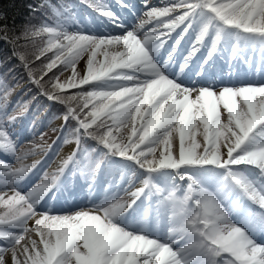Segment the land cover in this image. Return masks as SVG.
Returning <instances> with one entry per match:
<instances>
[{
    "label": "snow or ice",
    "instance_id": "snow-or-ice-1",
    "mask_svg": "<svg viewBox=\"0 0 264 264\" xmlns=\"http://www.w3.org/2000/svg\"><path fill=\"white\" fill-rule=\"evenodd\" d=\"M117 2L127 7L124 0ZM143 2L147 11L123 35L98 38L47 25L38 29L50 36L48 46L36 54L37 60L43 57L47 61H42L38 74L24 55L18 58L41 94L66 106L63 119L65 123L76 122L73 136L77 145L88 137L107 150L96 168L105 158L120 157L148 176L140 186L129 182V200L115 199L107 206L67 215L37 211L40 198L69 164L76 163L78 148L61 161L52 179H45L28 193L14 186L11 195L0 193V202L10 209L0 224L19 230H0V239L7 245L0 248V264H5L9 251L12 264H264V244L232 221L220 193L199 186L186 172L179 171L189 166L225 169L226 179L239 194L264 209V185L232 170L234 166H252L264 176V146L241 151L250 135L264 128V84L183 87L165 76L153 60L154 50L162 47L177 28L181 29L175 40L179 45L199 21V31L181 70L199 51L210 29L215 30V36L205 63L223 39L235 37L233 52L241 41L259 48L260 66H264V0H168L161 7ZM93 7L101 15L117 19L104 3H94ZM24 35L27 38L29 33ZM85 54L81 72L76 65ZM58 65L70 69L63 81L52 71ZM49 73V86L45 87L42 81ZM110 80L118 83L107 84ZM93 81L98 83H90ZM102 82L107 86L99 87ZM84 85L93 86L92 90L84 89ZM76 88L80 91H60ZM13 90L0 79V140L8 141L0 148H12L5 117L7 122L16 117L4 113ZM221 109L226 117L222 118ZM125 126L129 128L127 136L120 132ZM198 136L202 139L197 140ZM30 152L21 153L18 159L23 160ZM3 167L17 180L34 165L12 170L5 163ZM163 169L176 170L180 180L190 181L182 195L176 194L175 187L166 190L152 183L151 174ZM146 192L159 193L164 209H172L167 240L128 231L116 222ZM29 220L34 221L31 227Z\"/></svg>",
    "mask_w": 264,
    "mask_h": 264
},
{
    "label": "trees",
    "instance_id": "trees-1",
    "mask_svg": "<svg viewBox=\"0 0 264 264\" xmlns=\"http://www.w3.org/2000/svg\"><path fill=\"white\" fill-rule=\"evenodd\" d=\"M53 2L54 5L60 6L55 0H0V77L4 81L7 80H29L28 89L33 92H39L43 98H47L41 94V89L35 85L29 78L28 69L24 63L18 58L24 55L33 70L38 74L39 69L43 66L42 59L37 60L36 54L43 48L49 40L47 33H39L37 30L45 25H38L37 22L46 19L47 26L52 27L55 23L54 17L45 16L48 10V3ZM37 26V27H36ZM36 31L37 34L32 35ZM25 32L29 35L26 38ZM51 56L52 53H47ZM47 61L44 60L43 63ZM64 67L61 68V70ZM57 68L52 71L58 73ZM60 70V71H61ZM52 73L48 74L42 81L45 87H48V80ZM61 92L69 90L62 89ZM59 110L65 112L66 106L59 102L53 101ZM76 123L75 121H71ZM73 127V126H72Z\"/></svg>",
    "mask_w": 264,
    "mask_h": 264
},
{
    "label": "rangeland",
    "instance_id": "rangeland-1",
    "mask_svg": "<svg viewBox=\"0 0 264 264\" xmlns=\"http://www.w3.org/2000/svg\"><path fill=\"white\" fill-rule=\"evenodd\" d=\"M156 1H157V0H148V2L151 3L153 6H154V5H159V3H156ZM140 2L144 3L143 0H140ZM139 11H140V10H139ZM119 12H120V14H122L121 10H119ZM108 20H109V22H111L110 18H109ZM112 22L115 23V21H113V20H112ZM80 23H81V22H80ZM67 24H68V22L64 23V26L67 25ZM135 26H136V25H135ZM197 27L200 28V22H198ZM109 28H110V30L112 31V33H110L109 36H119V35H123V34L126 33V32H124V33H122V34H116V33L113 31V30H114L113 27H108V30H109ZM60 31H67V32H69V33H73L72 30H71L70 28H67V27H65L64 29H61ZM75 33H79V31H76ZM109 36H108V37H109ZM41 59H42V61H44V60H43V57H42ZM61 71L63 72V74L61 75V72H60L58 75L60 76V80L63 81L66 77H68V76L70 75V69H65V68H63ZM50 74H51V73H50ZM113 83H118V81H112V82H110L109 84H113ZM22 85H24V84H21V85L18 86V87H14L13 92L11 93V95H10L9 98H8V101H7V107H6V110H5L4 115L15 116L16 118L19 116V109H20V105H21V103H20L19 100L16 101V100L13 99V98H14L15 95L20 94V92H21L20 88L22 87ZM78 91H80V90L69 89V91H68L67 93H68V94H71V93L78 92ZM12 101H13V102H12ZM221 112H222V118H223V117H226V112H225V110L221 109ZM16 118H15V119H16ZM5 119L7 120V117H5ZM6 120H5V124H6V127H7V131H10V130H9V129H10L9 127H10V124H11L13 121H9V122H7ZM49 126H50V125H49ZM49 126H46V128L44 129V131L41 132L40 134L38 133V135H37L38 138L30 137V138L25 139L24 142L22 143V145H21L20 147L17 148V154H16L15 156H12L9 152H7V151H8V147H2V148H0V155H2V156H4V157L8 158V159L6 160L8 163H6V164H8L9 167H10L12 170H15V169L20 168L22 165H24V163H26L29 154L34 153V152H37V151L39 152L40 149H41L42 147L45 146V144H46V142H47V139H48L47 137H51V134H49L48 136L46 135L47 132H48V130H50ZM51 126H52V125H51ZM18 129H20V126H18ZM32 129H34V127H30V128L28 129V133H29V134H32V133H31V130H32ZM35 129H36V128H35ZM120 132H121L123 135H127L128 132H129V128H128L127 126L122 127V128L120 129ZM35 136H36V135H35ZM71 138H75V137H71ZM2 142H3V144L0 143V145H6V144L8 143L7 141H2ZM82 143H83V142L80 143V149H81V147H82ZM67 144H72V143H67ZM67 144H62V145L59 147V149H60L63 145H67ZM32 147L34 148V150H33L31 153H29V154L27 155V157H25L23 160L18 159V157H19V155H20L21 153L27 151L28 149H30V148H32ZM59 149H58V151H59ZM58 151H57L56 154L53 156L52 161L50 162V164L54 162V158H55V156L57 155ZM80 151H82V150H80ZM82 153H83V159H84V160L79 159V158L76 156V159H77V161H78V164H77V165L79 166V175L82 176V177H85V175H89V177H90V176H91V174H89V173H90V168H91L92 164H93L95 161H97V160L101 157L102 152H96V153H95V149H94V148L85 147V148H84V151H82ZM28 161H29V160H28ZM27 164H28V163H27ZM3 165H4V164H0V174H5V175H7L8 177H11V173H10L9 171L5 170L4 167H3ZM92 169H93V168H92ZM233 171H236V172L241 173V172H240L241 169H233ZM124 174H128V175H130L129 173H126L125 171L121 172L120 175H119V178H118L119 181H121V180L124 178ZM5 175H4V176H5ZM202 179H203V180H206V179H207L206 175H205L204 177H202ZM11 180L13 181L12 177H11ZM38 182H39V180H38ZM7 184H8V187H9V188H12V183H7ZM116 189H117V188L114 187V188L112 189V191H114V190H116ZM106 192H107V191H104L103 194L105 195ZM115 192H117V190H116ZM112 196H113V194H112ZM118 198H120V199L122 198V199L125 200V197H124L123 194L121 193V190L118 192ZM102 202H103V204H104V202H106V204H104V205L102 204V205H103V206H107L108 204L112 203L113 201H102ZM100 206H101V205H99L98 207H100ZM53 207H54V205L51 204V205H50V208H52V210L49 211L48 214H52V215H61L60 212H59V211L56 212V211L53 209ZM82 209L87 210V209H85V208H82ZM82 209H79V211L82 210ZM73 213H74L73 211H69V212H66V213H64V214H62V215L73 214ZM135 225H136L135 223H132L131 221H127L126 223L122 224V227H124V228L127 229L128 231H131V232H134V233H135V230H134V226H135ZM6 226L10 227L9 225L0 224V228H7ZM28 226H29V225H28ZM29 227H31V226H29ZM153 228L156 229V225H153ZM4 230H7V229H4ZM137 233H140V232H137ZM144 234H146V235L152 237V235L149 234V233L144 232ZM34 238H36V237H34ZM6 246H7V245L4 243L3 245L0 246V248H2V247H6ZM5 255H6V253H5Z\"/></svg>",
    "mask_w": 264,
    "mask_h": 264
},
{
    "label": "bare ground",
    "instance_id": "bare-ground-1",
    "mask_svg": "<svg viewBox=\"0 0 264 264\" xmlns=\"http://www.w3.org/2000/svg\"><path fill=\"white\" fill-rule=\"evenodd\" d=\"M87 58V54H85L81 60L78 62V64L76 65L77 70L83 72L84 71V65H85V61ZM98 59H103V57H98ZM256 75L263 77L264 76V70H257L255 72ZM127 136V135H125ZM201 137H197V140H201ZM177 145H178V140L176 142H174L173 145V151L175 153V151L177 150ZM73 144H67V145H63L57 155L54 158V162L50 164V168L52 171L57 170V168L59 167L60 163L62 160L66 159L69 155H71L72 151H73ZM199 151V150H198ZM37 157H34L32 159H30L29 161H27L28 165H31L33 162L36 161ZM98 169V168H95ZM49 170L47 172H49ZM57 182H63V179L61 177L58 178ZM135 186H140V183H136ZM55 188H52L49 190L50 192V196H52V198H59L61 195V186L60 185H55ZM134 189V187H133ZM3 192H7L9 195H11V189L8 188L7 183H6V179L5 177L0 175V193ZM73 194H75V192H73ZM5 199H7V196L5 197ZM16 207H19L18 205ZM10 209L7 205H5L3 202H0V218H4L7 216V214L9 213ZM10 219V217H8ZM34 223L33 220H29L28 221V225L32 226V224ZM5 259V264H12V259H11V252H7L6 255L4 256Z\"/></svg>",
    "mask_w": 264,
    "mask_h": 264
}]
</instances>
